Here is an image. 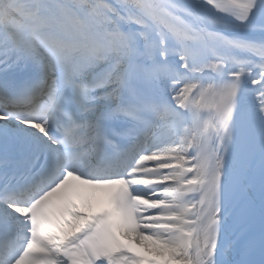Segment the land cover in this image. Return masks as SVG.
Instances as JSON below:
<instances>
[{
    "label": "snow or ice",
    "instance_id": "1",
    "mask_svg": "<svg viewBox=\"0 0 264 264\" xmlns=\"http://www.w3.org/2000/svg\"><path fill=\"white\" fill-rule=\"evenodd\" d=\"M0 264H264V0H0Z\"/></svg>",
    "mask_w": 264,
    "mask_h": 264
},
{
    "label": "bare ground",
    "instance_id": "2",
    "mask_svg": "<svg viewBox=\"0 0 264 264\" xmlns=\"http://www.w3.org/2000/svg\"><path fill=\"white\" fill-rule=\"evenodd\" d=\"M98 204H95L94 206H97Z\"/></svg>",
    "mask_w": 264,
    "mask_h": 264
}]
</instances>
